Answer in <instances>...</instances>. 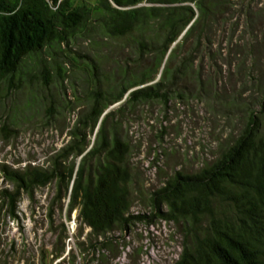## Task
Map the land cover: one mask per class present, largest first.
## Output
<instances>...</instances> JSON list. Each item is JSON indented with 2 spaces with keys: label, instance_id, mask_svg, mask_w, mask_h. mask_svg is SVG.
Returning <instances> with one entry per match:
<instances>
[{
  "label": "trees",
  "instance_id": "obj_1",
  "mask_svg": "<svg viewBox=\"0 0 264 264\" xmlns=\"http://www.w3.org/2000/svg\"><path fill=\"white\" fill-rule=\"evenodd\" d=\"M232 10V0H0V87L21 78L27 59L48 76L49 52L68 50L64 56L75 64L72 43L96 31L129 41L135 53L112 83H103L96 65L87 66L93 86L72 141L48 168L3 165L12 188H0V210L4 206L9 218L18 219L23 192L32 196L55 182L57 198L68 199V218L76 211L90 228L85 256L111 249L110 234L147 217L131 213L132 152L118 114L155 101L225 104L223 67L232 62L243 76L256 70L264 75L260 43L238 32L239 15ZM55 68L65 72L59 63ZM239 96L232 93V101ZM117 103L116 111L108 110ZM263 104L247 111L241 130L217 158L196 172L176 170L152 191L153 215L176 224L182 237L173 264H264ZM8 129L3 122L1 130ZM63 253L54 251L51 260Z\"/></svg>",
  "mask_w": 264,
  "mask_h": 264
},
{
  "label": "rangeland",
  "instance_id": "obj_2",
  "mask_svg": "<svg viewBox=\"0 0 264 264\" xmlns=\"http://www.w3.org/2000/svg\"><path fill=\"white\" fill-rule=\"evenodd\" d=\"M232 1V12L239 15L238 32L259 41L264 61V0ZM72 44L75 64L64 56L68 50L49 52L44 55L48 76L38 71L34 60L27 59L21 78L0 87V188H12L3 177V165L48 168L72 141L93 86L87 66L96 65L103 83H112L128 58L131 62L135 57L129 41L118 43L99 31L76 38ZM57 63L65 72L57 71ZM237 67L236 62L223 67L225 104L213 105L204 98L168 104L155 101L117 113L120 132L132 152L131 213L147 217L136 219L123 233L110 234L115 236L111 249L85 256L82 248L89 246L90 228L76 219V211L68 218V199L57 198L52 182L37 188L32 196L23 192L18 219L9 218L5 207L1 208L0 263L6 259L9 264H173L182 250L179 227L153 215L150 196L176 170L196 172L217 158L241 130L247 111L261 108L264 75L256 70L250 77L243 76ZM235 91L240 96L232 101ZM118 107L117 103L108 110ZM3 122L10 129L2 131ZM54 251L64 253L52 261Z\"/></svg>",
  "mask_w": 264,
  "mask_h": 264
}]
</instances>
